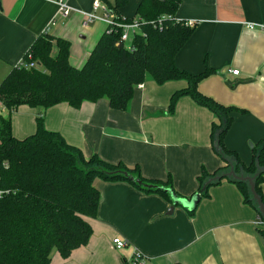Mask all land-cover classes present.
Listing matches in <instances>:
<instances>
[{
    "label": "crops",
    "instance_id": "1",
    "mask_svg": "<svg viewBox=\"0 0 264 264\" xmlns=\"http://www.w3.org/2000/svg\"><path fill=\"white\" fill-rule=\"evenodd\" d=\"M94 1L66 0L72 10L64 18L54 4L43 0H0V84L47 30L54 39L70 43V62L81 68L107 29L101 9L96 21L82 26L81 13L92 12ZM100 1L108 8L116 0ZM141 1L126 0L119 10L121 18L134 19ZM180 1L176 20L194 23L196 30L175 64L193 75L206 67L215 71L198 89L224 106L244 111L234 114L225 145L249 165L252 146L264 139V0ZM185 86L182 81L159 86L147 80L136 89L127 112L111 110L105 100L85 103L79 110L60 104L45 112V126L61 133L86 157L97 154L109 163L138 166L147 179L171 178L174 192L186 199L197 193L201 169L213 173L223 162L210 146L215 118L207 109L185 97L170 118H157L171 95ZM35 119L36 109L22 106L13 112L14 137L22 140L34 134ZM95 186L101 200L97 217L89 221V242L68 259L53 252L52 264H124L134 252L147 264H264L259 216L243 204L232 183L211 187L192 216L180 206L173 208L167 198L128 182L96 180ZM262 189L264 196V185ZM116 238L125 242V249H115Z\"/></svg>",
    "mask_w": 264,
    "mask_h": 264
},
{
    "label": "trees",
    "instance_id": "2",
    "mask_svg": "<svg viewBox=\"0 0 264 264\" xmlns=\"http://www.w3.org/2000/svg\"><path fill=\"white\" fill-rule=\"evenodd\" d=\"M180 2L142 0L136 17L128 20L119 13L126 0H116L108 6L115 23L137 21L140 26V33L134 35L129 46L121 41L122 30L116 24L113 29H106L84 65L77 68L70 62V43L44 34L29 49L38 67L13 68L1 82L0 264H52L53 252L68 259L73 251L86 245L93 234L89 221L97 217L101 200L96 180L128 182L147 194L167 198L173 205L165 191L174 192L171 178L147 179L138 166L109 163L97 154L86 157L61 133L45 126V112L60 104L79 110L85 103L105 100L111 110L127 112L136 89L147 80L159 86L181 81L186 84L171 95L169 116L185 97L213 114L209 142L223 165L213 173L201 169L198 191L193 196L201 194V199L208 198L209 189L224 181L236 185L243 204L257 212L261 225L258 232L264 238V216L249 183L225 177L233 171L237 177L254 178L256 194L264 206V139L252 146L250 164L243 163L237 152L226 147L225 137L234 114L244 111L224 106L199 91V83L213 75L214 70L206 67L193 75L177 68L175 57L196 30L195 24L189 26L176 20ZM163 16L171 19L162 21L159 28L158 21ZM22 106L37 110L36 129L31 136L19 140L12 132L11 115ZM197 208L184 209L192 216Z\"/></svg>",
    "mask_w": 264,
    "mask_h": 264
},
{
    "label": "built area",
    "instance_id": "3",
    "mask_svg": "<svg viewBox=\"0 0 264 264\" xmlns=\"http://www.w3.org/2000/svg\"><path fill=\"white\" fill-rule=\"evenodd\" d=\"M45 2L48 3H52L57 7V14L66 18L67 16H69L70 12H71V8L67 5L66 0H43ZM101 9L102 11H104V18H103V22L105 23V25L107 26V28H114L115 25L117 23H115L114 18L112 17L110 10L103 6L100 0H95L93 3V7H92V12L90 13H81L82 15V26L83 27H87L89 24L93 23L94 21H96L98 18L96 17V12L97 10ZM169 20L171 19L170 17H161V19H159L158 24H159V28H162V21L164 20ZM187 25L189 26H193L194 23L191 22H186ZM118 27H120L121 31V41L124 43H130V37L138 33H140V26L139 23L137 21L131 22V23H122V24H117ZM249 29H254L253 25H248ZM48 30L45 31L44 34H47ZM132 37V38H133ZM21 68V67H25V68H37L38 65L32 61V56L29 53V51L22 57V59L19 61V63H17V65L15 66V68ZM239 74V71H232V75L237 76ZM142 86V85H141ZM3 193L0 192V196ZM113 246L115 247V249H117L118 251L125 249L126 244L124 241H122L119 238H116L113 240ZM126 264H147V260L138 252H134L132 254V256L126 260Z\"/></svg>",
    "mask_w": 264,
    "mask_h": 264
},
{
    "label": "water",
    "instance_id": "4",
    "mask_svg": "<svg viewBox=\"0 0 264 264\" xmlns=\"http://www.w3.org/2000/svg\"><path fill=\"white\" fill-rule=\"evenodd\" d=\"M225 177H233L239 181H247L249 183V186H250V191L253 195V198L255 199V201L257 202L258 204V207H259V210H260V213L264 216V206L261 202V199L258 197V195L256 194V191H255V185H254V178H248V177H237L233 171H231L229 174L225 175ZM217 180L221 179L220 177L219 178H216ZM215 179V180H216ZM134 180V179H133ZM136 181V180H135ZM139 185H141L140 182L136 181ZM211 182L207 183L210 184ZM206 185V186H207ZM205 190V187L204 189ZM169 196L171 197L172 201H173V208L175 206H180L182 208H186L188 210H192L194 209L195 207H197L201 201V194H196L195 196H193L191 198V200H187V199H183V198H180V197H177L175 195V193L173 191H171L170 189H167L165 190ZM172 208V210H173Z\"/></svg>",
    "mask_w": 264,
    "mask_h": 264
},
{
    "label": "rangeland",
    "instance_id": "5",
    "mask_svg": "<svg viewBox=\"0 0 264 264\" xmlns=\"http://www.w3.org/2000/svg\"><path fill=\"white\" fill-rule=\"evenodd\" d=\"M132 37L133 36L130 37V40L132 39ZM129 44L130 43H126L127 46H129ZM167 110H168V107H167L166 111H159V112H157L156 113L157 114V118H160V117H168V118H170V116L167 113ZM36 114H37V110H36Z\"/></svg>",
    "mask_w": 264,
    "mask_h": 264
}]
</instances>
